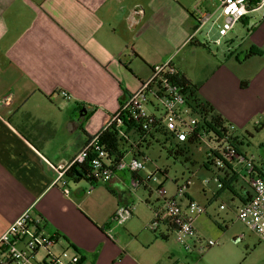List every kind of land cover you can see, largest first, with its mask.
<instances>
[{"label":"crops","instance_id":"crops-1","mask_svg":"<svg viewBox=\"0 0 264 264\" xmlns=\"http://www.w3.org/2000/svg\"><path fill=\"white\" fill-rule=\"evenodd\" d=\"M218 6V0H0V237L30 211L44 221L46 232L60 235L59 245L80 254L81 264H163L166 258L169 264H184L174 258L170 234L164 240L127 232L124 240L114 221L119 208L132 210L122 173L107 186L120 190L118 197L113 194L116 201L101 203L85 200L88 189L82 182H70L66 194L58 170L88 143L85 133L99 134L105 119L151 78L152 68L166 63L198 85L199 97L235 127L241 151L264 134V13L250 11L215 45L217 25L225 20ZM203 13L210 18L196 30L192 14ZM182 52L189 57L180 58ZM59 101L72 114L85 106L93 115H83L90 117L88 123L71 117L59 123ZM98 113L105 123L90 132ZM63 132L71 141L60 147ZM252 157L264 176V159ZM225 185L213 197L227 195L236 210L252 195L242 181L228 178ZM230 214V229L242 224L234 211ZM133 217L125 222L128 228ZM195 219L194 228L205 240ZM239 233L234 239H246V247L260 240ZM191 245L192 264H264L255 247L239 260L224 245L214 253Z\"/></svg>","mask_w":264,"mask_h":264},{"label":"built area","instance_id":"built-area-1","mask_svg":"<svg viewBox=\"0 0 264 264\" xmlns=\"http://www.w3.org/2000/svg\"><path fill=\"white\" fill-rule=\"evenodd\" d=\"M218 2V10L225 20L217 25L219 38L215 45H220L221 39L250 11L261 10L264 13V0ZM209 18L207 13L197 16L198 25H203ZM175 71L170 63L154 67L151 78L129 95L104 128L115 127L119 138L128 146L129 162L126 158L113 165L107 159L108 152L100 143V132L88 141L67 167L58 170V182L73 164L88 159L97 177L109 180L119 171L137 173L145 170L149 161L147 152L154 144L169 151H190L191 147L204 146L207 149V167L216 171L219 190L225 188V179L228 178L242 181L251 188L250 199L239 208L238 220L264 242V176L257 159L239 149L241 138L233 125H228L226 131L216 127L210 115L190 96L188 89L168 81L166 76ZM61 94L65 99L70 97L64 91ZM220 174H223V180ZM152 177L150 173L148 179L152 180ZM60 183L68 194L66 182ZM132 184L135 188L140 187L137 180H133ZM160 187L158 195L163 200L162 210L155 215L156 222L152 228L164 226L167 231L176 233L177 241L188 252L192 248L191 242L198 243L203 251L218 246L217 242L199 238L193 223L196 217L206 214V207L193 199L184 206L182 201L187 196L186 185H176V193L172 196L168 195L163 183ZM221 209L225 207L221 206ZM130 217L131 209L119 208L114 221L124 224ZM57 235L46 232L43 220L35 219L30 211L25 212L0 237V264H81L82 258L77 252L71 254L69 249H65L60 256L51 252V247L61 240ZM41 249L47 254L39 261L37 255Z\"/></svg>","mask_w":264,"mask_h":264},{"label":"rangeland","instance_id":"rangeland-1","mask_svg":"<svg viewBox=\"0 0 264 264\" xmlns=\"http://www.w3.org/2000/svg\"><path fill=\"white\" fill-rule=\"evenodd\" d=\"M198 38L201 39V35H199ZM186 53L187 52H182L179 57H185L187 55ZM189 55H187V57H189ZM57 105L62 108L61 114L58 111L55 113L59 119V123H69L70 117L73 118L76 123H88V119L90 117L87 120H84L83 115L87 113L90 114V116L93 115V109L90 110V108L85 106L81 110H78L72 114L70 111L71 109L64 106L66 104H64L63 101H59ZM102 115L103 114L98 113L92 119V124L89 127L91 130L90 132L97 131L101 123H105V121L106 123L108 122V119H105L104 121L105 117ZM66 136L68 135L64 132L60 133L59 143L57 146L63 147V142H65L67 139H69V141L66 144H69L71 140ZM244 150L249 156H256L264 159V134L261 137L251 139L249 143L245 144ZM190 152L193 154V159L196 162V165L192 164V162H186L184 157L176 158L175 156L170 155L169 150L164 149L159 144H154V146L147 152L149 161L146 162V169L140 172V176L144 180L148 179L150 173L154 174L152 180L147 182V189H145L144 186H140L139 188L135 189L132 184V175L130 172H118L122 173V175L126 178L125 190H128L129 193H127L125 200L127 199L131 204V213L134 216L132 225L129 228L127 227L126 223L118 224L121 225L119 232L123 233L124 240L128 241L127 232L133 235L136 233L140 234L142 238H146L154 234L150 228L152 227L151 224L155 220L154 208L162 207L163 204V200L158 195V189L162 183L169 196H172L176 193V185L183 186L187 184V189L185 192L187 196L183 197L182 202L186 205L189 200L193 199L200 205L206 207V214L198 216L195 220H197V224L200 225L201 230L205 231V240H211L218 243V246L211 248L212 253L224 245L232 254H235L239 260L245 259L247 255L249 257L254 247L258 250L257 254L264 255L263 241L259 240L256 245L246 247V239L243 241L234 239V234H237L239 231V235L241 233L246 234V236L250 235L252 236L253 240L258 236H256L257 234L251 232L242 224H238L234 226L233 229H230L232 226V221L230 220L232 215L230 213L234 211L235 214L238 215L239 209L236 210V208L234 209L231 207L230 201H228V198H226L227 195H223L220 196V198L214 199L213 194L217 191V179L214 173L207 168V149L204 146L191 147ZM130 160L131 158L128 156L126 162H129ZM166 171L167 174L164 175ZM81 185L82 187H87L88 189L86 190L87 192L85 194V197L88 199L85 200L89 202H91L92 199L100 200L101 203L104 201H116L113 200L115 199L113 194H115L117 197L119 196L118 191L120 190L117 188L111 189V187H109V189L114 190L115 193L113 191L110 192L108 189L107 186L110 185V180L94 184L96 187L92 190L91 188L89 189L90 185H87L85 182H82ZM204 191H206V194L203 193ZM228 195L230 194L228 193ZM222 205L225 206V210H221ZM228 227L229 230L227 231ZM158 232L167 234V229L162 226L160 229H158ZM169 234L170 238L168 242L170 243L172 250H175L174 258H176V260L179 262H183L184 264H192L194 261L193 259H190L192 254L188 253V251H186L183 246L180 245V243L177 241V234L174 232H170ZM134 241L135 240H133L132 243L136 242ZM65 249L66 248H63L61 245L57 244L51 247V252L55 256H60L65 251ZM69 252L71 254L73 253L72 250ZM46 254V251L41 249L37 255V259L42 261L46 257ZM171 258L172 257H170V259ZM213 258H215L214 255ZM249 259L248 261H250ZM216 261L219 260L217 259ZM249 263L250 262H248V264ZM86 264L94 263L89 261ZM163 264H169V258L163 259Z\"/></svg>","mask_w":264,"mask_h":264},{"label":"trees","instance_id":"trees-1","mask_svg":"<svg viewBox=\"0 0 264 264\" xmlns=\"http://www.w3.org/2000/svg\"><path fill=\"white\" fill-rule=\"evenodd\" d=\"M192 16L195 18V20L197 22V18L193 14H192ZM197 29H198V22H197V26H196V30ZM200 46L205 47V45H202V44ZM249 56H252V54H250V53L247 54L246 58ZM152 70H153V68H152ZM166 77L172 85L178 86V87H185L186 89H188L190 91V96L199 105V107L205 111V113L210 115L211 120L216 127L220 128L223 131H226L228 129L227 127H228V125H230L229 122L226 121L222 117V115L210 103L202 100L199 97V95H198L199 86L198 85L193 84L192 81H190L185 75L180 74L178 71H175L174 74L167 75ZM125 124H128V123H125ZM85 134L87 136L88 141H90L93 138L92 136L88 135L87 133H85ZM244 137H246V136H244ZM248 139H249V137H248ZM100 143L105 147L106 151L108 152L107 159L113 165H115V164L119 163L121 160L127 158L128 146L126 145V143L124 141H122L119 138V135L116 132L115 127H108V128L103 129L101 131ZM238 146H239V144H238ZM130 149H131V147H129V150ZM169 153H170V155H173L176 158L184 157L186 162H192V164L196 165V162L193 159L194 158L193 154H191L190 151H183V150H177L176 149L173 151H169ZM89 162L90 161L88 159V160L84 161L83 163L77 162V163L73 164L68 169V171L65 173L63 179L60 182H66L67 187H68V184L70 182L75 183V184H78L80 182H87L92 187H95L94 184H98L99 182H105L106 179H104L102 177H97V175L95 174L94 168L90 165ZM166 174H167V171L164 173V175H166ZM133 175H134L133 179L139 181V186H144L145 189L148 188L146 185H147V182L151 181L150 179L144 180L140 176V172L133 173ZM153 176H154V174H153ZM186 187H187V184H186ZM248 187H249V185H248ZM249 189L251 190L250 187H249ZM161 210H162V207L154 208L155 215L157 213H160ZM155 222H156V217H155V220L153 221V223L151 224L152 227H153ZM152 227L150 228V230L155 235H157L159 238L164 239V240L168 239V237H169L168 234L170 233L169 231H167V234H165L163 232L159 233L158 229H160V228H152ZM57 238L61 239L60 235H57Z\"/></svg>","mask_w":264,"mask_h":264}]
</instances>
